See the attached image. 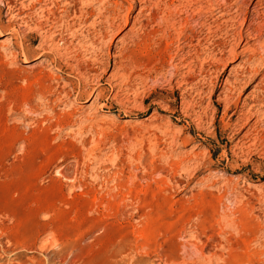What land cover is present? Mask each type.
<instances>
[{"label":"rangeland","instance_id":"374dc122","mask_svg":"<svg viewBox=\"0 0 264 264\" xmlns=\"http://www.w3.org/2000/svg\"><path fill=\"white\" fill-rule=\"evenodd\" d=\"M114 1L0 0V264H264V0H125L112 37Z\"/></svg>","mask_w":264,"mask_h":264},{"label":"bare ground","instance_id":"6f19581e","mask_svg":"<svg viewBox=\"0 0 264 264\" xmlns=\"http://www.w3.org/2000/svg\"><path fill=\"white\" fill-rule=\"evenodd\" d=\"M107 1V0H106ZM123 1H125V0H121L120 2H113L112 4L114 5V8H112V9H109V8H107V7H102L103 8V10H102V12H101V14H100V17H101V19H102V22H101V24H102V27H103V31H104V33L103 34H105V35H107V34H112V37H113V33L114 32H116L117 30H119L122 26H125L126 25V23H127V21L130 19V16L132 15V8H128V9H126V13H124L123 15L121 14L122 13V11H123ZM134 1V0H133ZM262 1L263 0H257L254 4H253V7H252V10H254L257 6L259 7L261 4H262ZM70 2V1H69ZM81 2H83V1H81ZM80 2V3H81ZM93 2V1H92ZM105 2V0H102V3H100V4H103ZM130 2L131 3H133L132 2V0H130ZM129 2V3H130ZM138 2V1H137ZM140 2V1H139ZM189 2H190V0H189ZM192 2V1H191ZM243 2V1H242ZM35 3V2H34ZM68 3V2H67ZM67 3H65V4H67ZM131 3H130V5H131ZM83 4H85V3H83ZM139 4V3H138ZM186 4V3H185ZM237 4V3H236ZM235 4V5H236ZM86 5V4H85ZM173 5V4H172ZM221 5V4H220ZM68 6H72V5H70L69 3H68ZM101 6H106V5H100V7ZM167 6V5H166ZM170 6V5H169ZM215 6V5H214ZM222 6V5H221ZM174 7H175V5H174ZM174 7L172 8V6H170V9L172 8V9H174ZM239 7V6H238ZM83 8V7H82ZM125 8V7H124ZM168 8V7H167ZM190 8V7H189ZM199 8V7H198ZM230 8V7H229ZM142 9V8H141ZM144 9V8H143ZM143 9L142 10H140L139 9V11L136 13V15L134 16V17H132V23H131V26H130V28L127 30V32L126 33H124L121 37H120V40H119V44H120V48H118L117 49V51H115L112 55H113V67L114 68H116V69H118L117 70V72L119 71V70H121V71H124V70H126V68L128 67V66H130V65H132L133 64V58H132V52L134 51V48L135 47H137V46H140V44H143L144 42H146L147 41V39H144V38H146V36L145 35H143V36H141L140 35V32H141V30L144 28V25H143V23H142V20H139L140 19V17H142V15H143ZM146 9V8H145ZM168 10V11H173V10ZM237 9V8H236ZM47 10V9H46ZM94 10V9H93ZM165 10V9H164ZM223 10V9H222ZM68 11V10H67ZM149 11V10H148ZM18 12V11H17ZM86 12V11H85ZM99 12V11H98ZM175 12V11H174ZM199 12V11H198ZM75 13V12H74ZM73 12H72V14H74ZM78 14V13H77ZM236 14V13H235ZM252 14V13H251ZM98 15H99V13H98ZM147 15H148V13H147ZM168 15H170L169 13H168ZM168 15L166 16V17H168ZM213 15V14H212ZM241 15V14H240ZM259 15H260V13H259ZM62 16V15H61ZM77 16V15H76ZM80 16H81V14H80ZM145 16V15H144ZM147 17V16H146ZM165 17V18H166ZM171 17V16H170ZM19 18V17H18ZM88 18L89 17H85L84 19H85V21L84 22H86L87 20H88ZM164 18V19H165ZM172 18V17H171ZM168 19V21H166L167 22V26L169 25L170 26V28H172V27H174V26H176L175 24L176 23H174L175 21L173 20V19ZM256 18H257V16H256ZM76 19H78V18H76ZM75 19V20H76ZM163 19V20H164ZM94 20V19H93ZM165 20H167V18L165 19ZM261 20V19H260ZM225 21H227V20H225ZM229 21V20H228ZM71 22V21H70ZM87 22H89V21H87ZM256 22V21H255ZM165 23V22H164ZM166 24V23H165ZM236 24V23H235ZM99 25V24H98ZM229 25V24H228ZM253 25V24H252ZM259 25V24H258ZM257 25V26H258ZM34 26V25H33ZM52 26V25H51ZM50 26V27H51ZM79 26V25H78ZM83 26V25H82ZM87 26V25H86ZM91 26H93V25H91ZM90 26V27H91ZM97 26V25H96ZM166 26V27H167ZM241 26L242 25H240V29H241ZM263 26V25H262ZM248 27V26H247ZM94 28V27H93ZM254 28H256V27H254ZM173 29H175V28H173ZM239 29V30H240ZM243 30H244V28H242ZM260 29V28H259ZM263 29V28H262ZM41 30V29H40ZM70 30V29H69ZM258 30V29H257ZM63 31V30H62ZM100 31V30H99ZM261 31V30H260ZM76 32V31H75ZM239 32V31H238ZM255 32H256V30H255ZM99 33V32H98ZM164 33H166V32H164ZM241 33V32H240ZM46 34V33H45ZM84 34V33H83ZM239 34V33H238ZM257 34V33H256ZM73 35V34H72ZM100 35V34H99ZM149 35H150V33H149ZM166 35V34H165ZM50 36V35H49ZM108 36V35H107ZM111 36V35H110ZM109 36V37H110ZM237 36H239V35H236V37ZM259 36V35H258ZM43 37V36H42ZM51 37V36H50ZM73 37V36H72ZM100 37V36H99ZM112 37H110V38H112ZM115 37V36H114ZM153 37V36H152ZM185 37V36H184ZM106 38V37H105ZM251 38V35H246L243 39H245V40H248L249 41V39ZM254 39L256 38V36L254 35V37H253ZM152 39V38H151ZM237 39H238V37H237ZM242 39V36H241V34H240V36H239V41ZM47 40V39H46ZM112 40V39H111ZM253 40V39H252ZM108 41H110V39L108 40ZM239 41L237 40V42L239 43ZM259 41V40H258ZM236 42V43H237ZM47 43V42H46ZM81 43V42H80ZM238 43H237V47H238ZM92 44V43H91ZM245 44L247 45V42L245 41ZM22 45V44H21ZM234 45V44H233ZM260 45V44H259ZM75 46V45H74ZM243 46V45H242ZM47 47V46H46ZM85 47V46H84ZM141 47V46H140ZM145 47V46H144ZM192 47H193V45H192ZM235 46H233V47H231L232 49L231 50H229V54H228V56L233 60L237 55H242L244 52L246 53V50H248V48H249V50L250 51H252L250 48V46L247 48V46H246V48L244 47H242L243 49L242 50H240L239 52H237V50H236V48H234ZM186 48V47H185ZM209 48V47H208ZM254 48V47H253ZM252 48V49H253ZM137 49V48H136ZM241 49V48H240ZM256 49V48H255ZM116 50V49H115ZM248 50V51H249ZM262 50V49H261ZM86 51V50H85ZM215 51V50H214ZM254 52H256V50H253ZM252 51V52H253ZM54 52V54H55V51H53ZM52 52V53H53ZM224 52V51H223ZM249 53V52H248ZM258 53V52H257ZM194 54V53H193ZM200 54V53H199ZM256 54V53H255ZM254 54V55H255ZM63 54H61V56H62ZM111 55V56H112ZM253 55V54H252ZM252 55L250 54V57H252ZM55 56H58V53H56L55 54ZM70 57V56H69ZM199 57V56H198ZM222 57V56H221ZM249 57V56H248ZM259 57V56H258ZM173 58V57H172ZM192 58V57H191ZM215 58V57H214ZM254 58V57H253ZM252 58V59H253ZM62 59V58H61ZM115 59H117V60H115ZM211 59V58H210ZM223 57H222V59L221 58H219V56H218V58L216 59V60H214V59H212V60H214L215 61V65L217 66V69H216V71L218 70V67H226L225 65V60L223 61ZM247 59V58H246ZM163 60V59H162ZM172 60V59H171ZM199 60V59H198ZM250 60V59H249ZM183 61V60H182ZM246 61V60H245ZM244 61V62H245ZM248 61V60H247ZM251 61H253V60H251ZM72 62V61H71ZM180 62V61H179ZM192 62V61H191ZM233 62V61H232ZM244 62H243V64H244ZM97 63V62H96ZM99 63V62H98ZM213 63V62H212ZM185 64H188V63H185ZM214 64V63H213ZM212 64V65H213ZM241 64H242V62H241ZM253 64V63H252ZM68 65V64H67ZM182 65V64H181ZM195 65V64H194ZM245 65V64H244ZM243 65V66H244ZM247 65V64H246ZM245 65V66H246ZM249 65V64H248ZM101 66V65H100ZM108 66V65H107ZM185 67V66H184ZM187 67L189 68V65H187ZM196 67V66H195ZM247 67H249V66H247ZM182 68V67H181ZM187 68V69H188ZM223 68H221V69H223ZM233 68V67H232ZM230 68L231 69V71L229 70V72H231V73H233L234 75H233V78H232V81H230V80H228L227 78L226 79H224L225 80V82H226V88H225V91L223 92V96H220V97H218V99H217V101L216 102H218L219 104L220 103H223L222 104V106H223V108L226 106V111H225V116L227 115L228 116V113H230V111L232 112V114L230 115V116H232V115H234L235 114V111L234 110H237V108L238 107H246L247 105H246V100L249 98V96H251L250 97V99L249 100H252V99H255V90L258 88V85L256 84L255 86H253V88H254V90L252 89L248 94H247V96L246 97H248V98H244L243 100H242V102H241V106L239 105L240 104V100H241V98L240 97H238V99L235 101V102H233V103H231V93H235V91H239V93H243L244 94V92H246V90L250 87V84L252 83V82H254V80H256L255 78H256V73L255 74H253V75H255L253 78H246V77H248L247 76V72L249 71V68H242V66L240 67L239 66V68H242V69H240V70H238L239 68H238V66H237V68ZM184 69V68H183ZM220 69V70H221ZM253 69H254V67H253ZM107 70V69H106ZM255 70V69H254ZM189 72L191 71L190 70V68H189V70H188ZM116 72V73H117ZM120 72V71H119ZM186 72V71H185ZM194 72V71H193ZM214 72V71H213ZM218 72V71H217ZM251 72V71H250ZM254 72H256V71H254ZM183 73V72H182ZM264 73V72H263ZM263 73H260L261 75H263L264 76V74ZM110 74V73H109ZM185 74V73H184ZM190 74V73H189ZM194 74V73H193ZM209 74V73H208ZM211 74V73H210ZM249 74V73H248ZM257 74H258V72H257ZM84 75V74H83ZM250 75V74H249ZM260 75V76H261ZM82 76V75H81ZM85 76V75H84ZM99 76V75H98ZM184 76V75H183ZM198 76V75H197ZM216 76V75H215ZM231 76H232V74H231ZM231 76H229V77H231ZM89 77V76H88ZM91 77V76H90ZM190 77V76H189ZM122 78V77H121ZM87 79V78H86ZM205 79V78H204ZM258 79V78H257ZM126 80V79H125ZM178 80V79H177ZM264 80V79H263ZM189 81V80H188ZM187 81V82H188ZM242 81V82H241ZM257 82V81H256ZM126 84V83H125ZM225 83H223V85H224ZM255 84V83H254ZM258 84H259V81H258ZM67 85H69L68 83H67ZM111 86V85H110ZM65 87V86H64ZM260 87V86H259ZM195 88V87H194ZM188 89V88H187ZM190 89H191V87H190ZM224 90V89H223ZM262 90V89H261ZM258 91V90H257ZM199 92V91H198ZM212 92V91H211ZM237 93V92H236ZM238 93V94H239ZM220 94V93H219ZM257 94V93H256ZM185 95V94H184ZM235 96V95H234ZM258 96V95H257ZM236 97V96H235ZM234 97V98H235ZM256 99H257V97H256ZM255 99V100H256ZM234 100V99H233ZM232 100V101H233ZM248 102V101H247ZM124 103V102H123ZM184 103V102H183ZM185 104V103H184ZM262 104V103H261ZM261 104H260V106H261ZM143 105V104H142ZM189 104H187V106H188ZM239 105V106H238ZM254 106V105H253ZM263 106V105H262ZM185 107V106H184ZM188 108V107H187ZM247 108V107H246ZM258 108V107H257ZM185 109V108H184ZM248 109H249V106H248ZM186 110V109H185ZM224 110V109H223ZM198 111V110H197ZM239 111V110H238ZM242 111V110H241ZM245 111H247V110H245ZM182 112V111H181ZM204 112V111H203ZM244 112V111H243ZM258 112V111H257ZM237 113H239V112H237ZM236 113V114H237ZM252 113V112H251ZM243 114V113H242ZM244 115H246V114H244ZM188 116V115H187ZM263 116V115H262ZM239 117V116H238ZM147 118V117H146ZM211 118V117H210ZM246 118V117H245ZM192 119V118H191ZM237 119V118H236ZM239 120V119H238ZM251 120V119H250ZM211 121V120H210ZM248 121V120H247ZM255 121V120H254ZM250 122V121H249ZM236 123H237V121H236ZM196 125V124H195ZM251 127V126H250ZM235 130V129H234ZM209 132V131H208ZM179 132H177V134H178ZM206 133V132H205ZM232 133V132H231ZM246 134V133H245ZM164 135V134H163ZM246 137V136H245ZM172 140V139H171ZM249 140V139H248ZM174 141V140H173ZM237 144V143H236ZM235 144V145H236ZM131 145V144H130ZM195 147H196V145H195ZM243 147V146H242ZM204 152H205V150H204ZM179 155V154H178ZM195 158V157H194ZM181 160H182V158H181ZM196 161V160H195ZM180 163V162H179ZM190 164V163H189ZM173 165V164H172ZM175 165V164H174ZM184 169V168H183ZM237 198V197H236ZM235 200H237V199H235ZM226 219V218H225ZM229 221V220H228ZM227 222V221H226ZM230 222V221H229ZM228 225V224H227Z\"/></svg>","mask_w":264,"mask_h":264}]
</instances>
